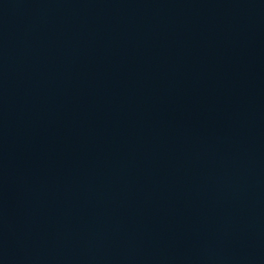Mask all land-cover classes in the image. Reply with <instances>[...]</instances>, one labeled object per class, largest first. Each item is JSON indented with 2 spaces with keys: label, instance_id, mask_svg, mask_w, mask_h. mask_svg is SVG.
<instances>
[{
  "label": "water",
  "instance_id": "water-1",
  "mask_svg": "<svg viewBox=\"0 0 264 264\" xmlns=\"http://www.w3.org/2000/svg\"><path fill=\"white\" fill-rule=\"evenodd\" d=\"M0 264H264V0H0Z\"/></svg>",
  "mask_w": 264,
  "mask_h": 264
}]
</instances>
